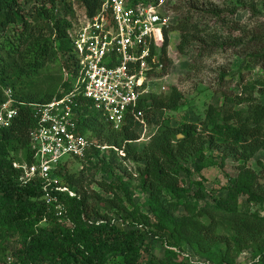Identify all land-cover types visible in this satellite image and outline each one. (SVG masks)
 Wrapping results in <instances>:
<instances>
[{"label":"trees","instance_id":"1","mask_svg":"<svg viewBox=\"0 0 264 264\" xmlns=\"http://www.w3.org/2000/svg\"><path fill=\"white\" fill-rule=\"evenodd\" d=\"M102 2L0 0V103L5 87H11L24 103L19 105V115L12 125L0 129V237L6 232L24 237L13 253L18 262L11 264H111L119 255L124 264H195L184 253L188 246L197 248L200 241L214 246L219 253L256 243L258 259L253 264H264V215L260 213L264 209V161H259L261 171L250 164L259 152H264V103L253 97L248 109L223 110L210 104L200 124L182 122L174 126L165 113L179 108L183 92L176 86L159 94L151 92L143 98L141 108L148 127L154 124L156 131L141 151L134 145L142 138L143 127L132 116L116 130L101 113L84 106L80 131L92 132L93 137L112 147L103 153L95 149V158L90 155L88 162L103 163L114 178L110 182L97 181L93 173L87 172V165L70 173L69 162L87 161L62 164L58 175L75 193L57 192L66 207L63 217L57 216L54 206L44 198L40 178L22 184L20 170L13 164H32L35 160L30 133L36 122L28 104L50 102L69 88L64 69L71 73L77 70L71 36L78 24L72 21L75 5L80 4L91 18ZM250 8L258 12L254 6ZM168 11L172 22L165 30L164 44L153 49L158 58L154 74L159 77L173 64L167 52L172 31L181 36L177 51L190 55L193 65L202 64L215 52L235 49L243 41L240 37L232 39L234 42L219 40L209 31L214 26L226 32L240 30L235 24L236 8L223 14L195 0H176ZM252 35L255 45L250 48L248 62L264 69V21L256 23ZM160 65L163 67L158 71ZM245 78L239 69L233 72L224 68L214 80L213 84L218 85L215 92L226 101L236 99L243 104L246 100L236 94L243 86L247 91ZM116 155L123 163L130 160L135 164L138 187L148 194L142 207L135 203V191L126 179L130 172L125 169L121 173L113 166ZM230 156L239 162V172L230 178L225 197L208 201L203 192V171L224 169ZM183 175L201 177L202 181L194 179V192L184 185ZM181 207L186 215L179 213ZM112 210L122 216V226L114 222ZM151 239L165 243L163 257L151 254L145 258L151 252ZM2 249L0 245V254ZM215 256L206 254V261L223 264Z\"/></svg>","mask_w":264,"mask_h":264},{"label":"built area","instance_id":"2","mask_svg":"<svg viewBox=\"0 0 264 264\" xmlns=\"http://www.w3.org/2000/svg\"><path fill=\"white\" fill-rule=\"evenodd\" d=\"M170 2L103 0L99 11L91 18L86 16L71 32L77 70L71 73L64 69L69 88L50 102L28 104L36 122L30 133L35 160L32 164L13 165L20 170L22 184L42 180L44 198L54 206L57 216L66 214L57 192L75 195L61 181L60 166L72 160L88 161L90 155L94 159L95 149L103 153L112 148L93 137L92 132L80 131L84 106L101 113L116 130L130 115L142 125V137L147 135L149 127L141 103L145 95L154 92L159 78L154 74L158 58L153 49L162 47L165 30L172 22ZM3 91L0 129L12 125L19 115V105L24 104L11 87ZM65 157L69 160L63 161Z\"/></svg>","mask_w":264,"mask_h":264},{"label":"rangeland","instance_id":"3","mask_svg":"<svg viewBox=\"0 0 264 264\" xmlns=\"http://www.w3.org/2000/svg\"><path fill=\"white\" fill-rule=\"evenodd\" d=\"M176 0H171L170 4L173 5ZM197 3H202L208 9L218 8L225 14L228 11H232L236 8L235 12V24L238 23L240 30L231 29L229 32L222 28L210 27V33L217 35L219 40L233 41L236 37L243 38L242 42L238 43L235 49H229L225 53L215 52L212 57L207 58L202 64L193 65L190 55L180 54L177 51V44L181 38L180 34L176 31H172L170 34V43L167 49L168 57L172 59V66L166 74H163L158 78L153 90L156 94L166 92L171 86H176L184 94V99L181 102L179 108L175 111L166 112L165 116L170 118L174 126H179L182 122H190L200 124L206 115L207 108L210 104H215L223 110L231 109H248L251 102L249 100L257 99L264 103V69L261 66L252 65L248 62V55L251 53L250 48L255 45L252 38L253 28L257 22L264 21V0H195ZM238 5V7L236 6ZM251 6H254L258 12L251 10ZM76 16L72 21L74 24L77 22H83L86 18L85 9L80 5H75ZM177 16L174 15V22L176 23ZM209 20V19H208ZM77 29V28H76ZM218 30V31H217ZM217 33V34H215ZM230 33V34H229ZM233 39V40H232ZM238 39V40H239ZM234 42V41H233ZM228 69L230 71L241 70L246 76L244 85L249 87L245 92V86L237 91V97L240 96L246 100L245 103L239 104L238 100L226 101L224 96L220 92H215V88L218 87L215 78L218 76L220 70ZM58 68L55 70V74L58 75ZM236 81L233 82V84ZM156 131V126L150 124L147 135L142 137L135 143V148L141 151L148 143L149 137ZM108 151V150H107ZM109 152V151H108ZM108 152H106L108 154ZM69 160L65 157L63 161ZM97 160L90 162H69L68 169L70 173L78 172L79 169L85 168L87 165L88 173H93L95 180L110 182L114 178V173L109 167L104 166L103 163H97ZM259 161H264V152H259L255 158L251 161V165L257 171H261ZM122 163V164H120ZM239 162L236 161L234 156H230L226 162L224 169L218 167H212L203 171L204 188L203 192L207 196L208 201L214 199L223 198L227 195L226 188L230 185V178L235 177L238 174ZM113 166L117 171L123 173L127 169L131 176L126 179L130 181L132 188L135 191L134 201L137 205L143 206L148 194L141 190L138 186L139 183L136 180V166L130 160L125 163L122 162L121 156L116 155ZM184 185L192 192L197 189L194 185V179L200 181L201 177H186L183 175ZM202 181V180H201ZM95 188L99 189L95 184ZM103 192V190H100ZM204 203V201H201ZM242 205V202H240ZM129 207H131L129 205ZM144 212L149 213L148 209L143 208ZM114 222L118 226H122V216L116 211H110ZM179 213L186 215L187 212L183 207L180 208ZM260 213L264 215V209L260 210ZM24 240V237L18 233L6 232L3 237H0V245L4 248L1 250V256L4 264L17 263L13 253L16 252ZM151 252L147 254L145 258H148L151 254L158 257H163L166 251V245L158 239H151L150 241ZM223 250V249H221ZM259 250L258 244H251L243 247H234L230 252L223 250V253H219L218 249L210 245L207 242L200 241V245L197 248L188 246L184 253L192 263L195 264H216L215 262L206 261V254L213 253L216 259L222 261L223 264H253L257 259V252ZM225 257V258H223ZM111 264H124V258L122 255L116 256L111 261Z\"/></svg>","mask_w":264,"mask_h":264},{"label":"water","instance_id":"4","mask_svg":"<svg viewBox=\"0 0 264 264\" xmlns=\"http://www.w3.org/2000/svg\"><path fill=\"white\" fill-rule=\"evenodd\" d=\"M180 137H181V135H180Z\"/></svg>","mask_w":264,"mask_h":264}]
</instances>
